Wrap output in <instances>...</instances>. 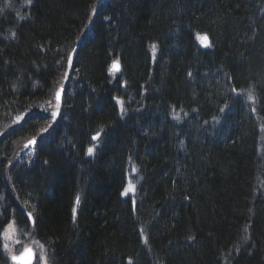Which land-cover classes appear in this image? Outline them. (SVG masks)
I'll list each match as a JSON object with an SVG mask.
<instances>
[{
	"label": "trees",
	"instance_id": "1",
	"mask_svg": "<svg viewBox=\"0 0 264 264\" xmlns=\"http://www.w3.org/2000/svg\"><path fill=\"white\" fill-rule=\"evenodd\" d=\"M10 225L48 264H264V0H0V264Z\"/></svg>",
	"mask_w": 264,
	"mask_h": 264
},
{
	"label": "rangeland",
	"instance_id": "2",
	"mask_svg": "<svg viewBox=\"0 0 264 264\" xmlns=\"http://www.w3.org/2000/svg\"><path fill=\"white\" fill-rule=\"evenodd\" d=\"M42 112L43 114H45L46 116H48V119L42 122V125L44 126V129H47L50 125L51 122H54L55 118L58 115L59 112V107L57 105V103L52 102V103H48L46 105L43 106L42 108ZM53 113H55V115H53ZM34 154V148H32L31 146L28 147L27 151H26V156H33ZM128 173H132V170L129 169ZM4 239H5V245H7L6 251L8 252L9 256L16 254V248L18 247H26L29 246L28 241L29 237H27V239L25 241L20 240V238L18 237V232L15 230V228L10 227L6 234H4ZM35 249L37 251V255L39 256V264H46V257H45V253H44V249H42L35 241Z\"/></svg>",
	"mask_w": 264,
	"mask_h": 264
},
{
	"label": "snow or ice",
	"instance_id": "3",
	"mask_svg": "<svg viewBox=\"0 0 264 264\" xmlns=\"http://www.w3.org/2000/svg\"><path fill=\"white\" fill-rule=\"evenodd\" d=\"M197 39L200 41V43L202 44V46L204 47H210V43H209V39H208V36L205 34V35H198L197 36ZM153 48H155V46H153ZM113 70H116L118 71L119 70V64H118V61H113V64L112 66L110 67L109 71H113ZM249 100H252L253 99V96L251 93H249ZM57 99H59V93H57ZM122 104V102H120ZM221 111H223V109H221ZM53 115H55V113H53ZM176 119H179V117L177 116ZM94 140L98 139V136H94L93 137ZM93 151L92 148H89L88 149V152L89 154H91ZM134 185H132L131 183H129L128 187L125 188L124 190V193H122L123 195H127L129 192H132L134 191ZM79 201V198H77V202ZM5 248H7V245H5ZM12 260L13 261H19V260H23V259H27V264H31V261L35 258L34 257V253L32 252L31 249L29 248H25L23 250V252L20 253L19 256H16V255H13L12 257Z\"/></svg>",
	"mask_w": 264,
	"mask_h": 264
},
{
	"label": "bare ground",
	"instance_id": "4",
	"mask_svg": "<svg viewBox=\"0 0 264 264\" xmlns=\"http://www.w3.org/2000/svg\"><path fill=\"white\" fill-rule=\"evenodd\" d=\"M29 146H31L32 147V140L30 141V142H27L26 144H25V147H24V149H22V150H24L25 151V153H21V155H20V157H19V159H17V160H19V161H29L30 159H33L34 158V156H35V153L33 154V156H26V151H27V149H28V147ZM92 156V153L91 154H89V152H88V156L87 157H91ZM125 180H127V187H128V185H129V183H131L132 185H134V189H135V184L133 183L134 182V180H135V177H133V175H131V174H128L127 176H125ZM126 187V188H127ZM135 191V190H134ZM134 191H132V192H129L127 195H123V194H121V199H123V200H127L128 198L132 201V208H136V206H137V204L139 203V197L138 198H136V197H134L135 196V192ZM122 193H124V191L122 192ZM132 197H134V198H132ZM75 206V205H74ZM78 209V208H77ZM31 221H32V223H33V218L31 219ZM144 240H145V238H144ZM29 243H33V242H31V241H28ZM39 244V243H38ZM39 245H41V244H39ZM42 246V245H41ZM43 247V246H42ZM42 249H44V247L42 248ZM13 255H11V257H12ZM8 258L9 259V264H19V263H17L16 261H13L12 260V258ZM36 264H39V262L38 263H36Z\"/></svg>",
	"mask_w": 264,
	"mask_h": 264
},
{
	"label": "water",
	"instance_id": "5",
	"mask_svg": "<svg viewBox=\"0 0 264 264\" xmlns=\"http://www.w3.org/2000/svg\"><path fill=\"white\" fill-rule=\"evenodd\" d=\"M119 64V63H118ZM113 71H116V70H113ZM120 71V65H119V70L118 71H116V72H119ZM62 93V92H61ZM61 93H60V95H61ZM95 141H97V139L95 140ZM29 249H31V248H29ZM32 250V249H31ZM32 252H33V250H32ZM34 253V252H33ZM34 257H35V255H34ZM17 263H19V264H27V259L25 258V259H23V260H19V261H16ZM34 262H35V258L31 261V264H34Z\"/></svg>",
	"mask_w": 264,
	"mask_h": 264
}]
</instances>
